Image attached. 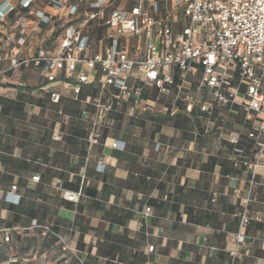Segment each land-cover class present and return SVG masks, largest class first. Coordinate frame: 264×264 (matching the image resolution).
I'll return each mask as SVG.
<instances>
[{
	"label": "crops",
	"instance_id": "0c3cea01",
	"mask_svg": "<svg viewBox=\"0 0 264 264\" xmlns=\"http://www.w3.org/2000/svg\"><path fill=\"white\" fill-rule=\"evenodd\" d=\"M14 4L0 24V262L77 264L78 256L84 264H264V159L250 192L257 148L249 136L263 115L218 102L204 112L203 102L212 101L206 93L174 103L173 93L145 86L138 103L114 102L97 125L99 143L90 144L100 92L90 82L101 73L79 63L71 75L49 81L34 63L10 70L14 54L25 59L42 49L56 52L67 24L51 0H35L30 9ZM37 11L50 21H41ZM20 15L26 16L23 35ZM82 30L90 37L86 54L102 52L107 26L95 20ZM81 74L89 83L77 95ZM115 141L125 143L124 150L113 148ZM13 185L19 203L6 200ZM65 191L80 192L79 201L65 199ZM244 206L251 220L238 244L237 213ZM38 225L54 229L75 254Z\"/></svg>",
	"mask_w": 264,
	"mask_h": 264
},
{
	"label": "built area",
	"instance_id": "2783aa9c",
	"mask_svg": "<svg viewBox=\"0 0 264 264\" xmlns=\"http://www.w3.org/2000/svg\"><path fill=\"white\" fill-rule=\"evenodd\" d=\"M0 24L16 9L14 2L23 9H30L35 0H1ZM117 0H82L67 5L62 0H51V4L67 20L64 34L56 52L44 49L31 58L21 59L17 54L10 58V70L21 65L34 63L41 66L49 81L71 75L79 63L90 70L98 69L101 80L90 83L100 88L95 99L96 107L93 129L88 140L98 144L101 134L97 125L112 110L115 101L123 98L140 101L145 86H154L160 93L169 94L173 86L179 91L174 103L187 100L181 89L189 84L187 76L198 74V88L212 94V101L203 102L201 110L209 112L212 102L223 106L241 105L247 111L264 117V0H136L129 7L116 5ZM107 9L110 12L107 14ZM43 22L50 17L37 11ZM100 20L108 28L107 45L102 52L87 55L90 37L83 28L90 22ZM21 34L26 32V16L18 17ZM198 27L202 28L199 31ZM137 38L143 46H131L130 40ZM24 37L18 43L23 44ZM138 54L137 58L131 52ZM4 70L0 68V75ZM142 74V75H141ZM176 78L179 80L177 82ZM89 83L85 74L78 77L73 87L75 94L81 91V84ZM112 89L115 91L112 93ZM242 97L239 101L238 98ZM59 94H52V101L58 102ZM194 107L190 100L187 109ZM258 127L249 134L256 141L257 161L252 165L250 192L255 183L260 161L264 159V118L259 119ZM113 148L124 150L125 143L115 141ZM238 152H242L237 149ZM99 169L103 165L99 163ZM40 176L32 177L39 181ZM6 200L19 203L20 196L13 193ZM81 193L65 191V199L78 202ZM246 201H249L247 198ZM150 208L146 209V213ZM237 215L240 228L235 234L238 244L245 241L242 229L250 224L251 217L247 206ZM43 235H51L63 242V250L75 251L62 237L48 225H38ZM5 230V229H4ZM9 241L8 234L4 237ZM154 245L149 246L153 251ZM235 256V253H234ZM78 259L77 264H84ZM27 261V259H25ZM17 258H10L0 264H14ZM231 264H234L232 260Z\"/></svg>",
	"mask_w": 264,
	"mask_h": 264
},
{
	"label": "rangeland",
	"instance_id": "374dc122",
	"mask_svg": "<svg viewBox=\"0 0 264 264\" xmlns=\"http://www.w3.org/2000/svg\"><path fill=\"white\" fill-rule=\"evenodd\" d=\"M198 28H199L198 29L199 31H202V28L200 27ZM176 80L177 82L179 81L177 78ZM187 80L189 81V84H186L185 87L181 89V94L183 97H185V95L187 94L193 95V96H198V95L201 96L204 93H206L209 96H212V94L208 92L207 90L198 88V80H199L198 74H195V75L189 74L187 76ZM178 91L179 89L175 86L171 88V93H173L174 96L177 94Z\"/></svg>",
	"mask_w": 264,
	"mask_h": 264
}]
</instances>
